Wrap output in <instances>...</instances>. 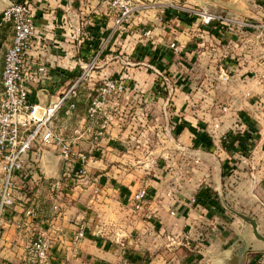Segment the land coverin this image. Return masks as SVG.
I'll return each mask as SVG.
<instances>
[{
    "label": "rangeland",
    "instance_id": "rangeland-1",
    "mask_svg": "<svg viewBox=\"0 0 264 264\" xmlns=\"http://www.w3.org/2000/svg\"><path fill=\"white\" fill-rule=\"evenodd\" d=\"M146 2L151 5L135 13L140 16L133 19L134 38L122 41L123 44L132 43L131 47L128 51L126 46L123 50L121 46L109 52L117 56L115 60L119 67L118 75L112 76L123 79L127 92L135 90L139 96L126 99V92L109 103L108 110L113 115L110 124L118 129L116 138L124 143L119 145L116 153L121 158H128V163L116 159L114 163L123 166L113 168L109 165L102 170L118 175L132 173L130 193L133 197L96 203L98 196L108 193L104 185L95 180L100 169L96 174L93 170L88 171L86 183L77 181L82 173H74L65 166L58 179L47 177L41 171L39 156L30 158L44 144L38 142L29 154L30 161L22 179L18 181L15 204L8 208L11 215L19 212L16 206L31 209L33 225H26L20 241L7 246L1 242L9 235L4 223L13 217L7 213L1 217V264H42L30 253L31 244L42 228H49L55 203L59 212L68 206L70 223L81 221L88 228L90 222L99 218L97 224L106 232L110 229L111 237L126 238L128 232L129 238L139 240L143 246L154 244L155 251L165 246L164 240L171 242L174 239L173 245L177 246L181 260L172 264H224L223 256H230L232 260L235 256L242 264H264V242L255 237L252 225L245 219L256 220L264 235V85L254 81L255 72L252 76L248 74L249 81L254 83L248 90L251 93L243 94L244 89L232 77V68L225 65L227 69L222 70L224 59H228L230 65L236 57L228 54L221 39L215 43L216 51L210 55L196 50H204L210 45L199 46L200 40L195 38L182 42L164 32L176 30V22L201 27L196 13L203 9L212 12L214 6L255 22H264V0ZM13 33L10 24L0 31V98L3 59L12 43ZM142 35L147 39L142 40ZM165 36L167 41L163 43L160 38ZM96 58L93 55L86 59L94 65L100 62ZM126 65L142 67L140 70L145 75L130 74ZM225 73L228 74L226 80ZM142 80L141 87L132 85H140ZM94 88L90 89L91 95L97 93V85ZM84 99L76 105L83 113L86 109L88 118L90 100H86L87 94ZM128 142H132L130 148ZM70 176H74L75 182H68ZM1 182L0 173V185ZM95 187H99L98 192L94 191ZM142 189L147 191V198L142 207L137 208L134 196ZM84 208L87 215L79 219L78 209ZM156 208L162 209L163 213L155 215L154 212L160 211ZM21 216L25 218L23 213ZM160 225H167L170 231H161ZM243 246L245 249L241 251ZM134 250L145 253L137 246Z\"/></svg>",
    "mask_w": 264,
    "mask_h": 264
},
{
    "label": "crops",
    "instance_id": "crops-1",
    "mask_svg": "<svg viewBox=\"0 0 264 264\" xmlns=\"http://www.w3.org/2000/svg\"><path fill=\"white\" fill-rule=\"evenodd\" d=\"M146 1L152 0H143L139 3V6L144 3L150 6L151 2ZM188 1L206 3L205 0ZM34 5L38 15L40 35L35 42L32 54L48 63L49 74L42 79L32 81L33 91L38 94L41 104L45 105L62 97L70 88L74 85L76 86V95H71L65 100L62 109L55 118V125L58 131L65 136L72 137L75 127L81 133L74 140V144H72L74 164L73 169H71L74 173H82L78 175L79 179L77 181L79 183L87 182L88 176H85V174L88 171L93 170L92 173L96 174L100 169L101 172L95 177V180L100 181L101 185H104V188L108 190V193L98 196L96 203L102 204L107 200L131 199L133 197L130 193L132 173L121 172L118 175L111 171L104 173L102 170V168L109 165L113 168L123 166L122 164L114 163L116 159L124 163L128 159L121 158L116 153L119 145H124L116 138L118 129L116 130V128L112 127L110 122L104 123L103 117L95 125H92L91 120H88L86 116V109L83 113L79 106L77 108V105L71 117L67 116L66 111L71 102L77 104L80 101H84L86 94V100L89 101L95 95V93L91 95L90 89H95L94 87L97 85V90L102 79L118 75L119 67L115 60L117 56L109 52L119 49L121 46H123L122 50L126 46L128 51L132 43L125 42L123 44L122 41H126L130 37L134 38L135 25L133 19L134 16H140L135 15V13L142 11L145 7L140 8L132 14L127 22L120 25L117 24L120 10L112 6L109 0H34ZM214 7L216 8L212 12L241 17L240 14H233V12L224 8ZM259 13L262 14V12ZM175 27L176 30L173 29L170 33L166 30L164 32H168L166 34L170 37L180 38L182 42L195 38V40H200V43L197 44L199 46L205 44L206 46H212V48L209 46L204 50L196 49L203 54L212 55L213 51H216L215 43L221 39L227 46L228 54H231L232 58L236 57L230 65L228 64V59H224L225 62L221 65L222 70L225 71L224 69H227L224 68L225 65L232 68L231 70L234 72L232 77L238 80L237 85L244 89V95L251 93L248 90L254 83L249 81L250 76L248 74L251 75V73L255 72L254 81L258 82V85H264V77H262L264 75V60L261 58L263 48L255 36L256 32L239 28L234 30L227 28L224 31L212 28V30L207 32L201 27L197 28L195 24L188 27L184 24H179V22H176ZM164 32L162 31V33ZM144 39H147V36L142 35V40ZM160 41L165 43L164 41H167L166 36L165 38L161 37ZM92 43H95V45L99 44V46H92ZM243 44H246L247 50H244ZM93 55L97 56L96 59L98 60L99 58L100 62H95L94 65H91L86 58ZM105 55L107 56L106 60H103ZM125 67L130 74L145 75V72L140 70L142 67L135 68L129 65ZM146 70L148 71V69ZM143 82L142 80L140 85L133 83L132 85L141 87ZM256 83L255 87L257 86ZM87 87L89 90H85ZM124 96L126 99H134L139 95L135 94V90H133L127 92ZM104 125L105 127H103ZM99 132H102V134L98 135ZM131 143H127L128 148H130ZM82 154L86 156L85 160H82ZM93 154L94 157H92ZM37 156H39L38 159L42 160L41 171L47 177L58 179L63 172L64 166L67 167V163L60 155L56 144H42L30 155V158L36 159ZM29 161L28 156V163ZM67 180L69 183L75 182L74 176L68 177ZM78 187L81 188L80 185ZM78 205L80 204L78 203ZM95 207L98 208L97 206ZM67 208L68 206L59 212L57 211L59 209L58 205L55 203L53 206V209H55L54 215L51 218L52 220H50L49 228H42L41 230L46 232L51 242L49 260L42 262V264H172L180 259L177 246L173 245L176 243L174 239L171 242L164 240L165 246L155 251L154 248L156 246L154 244L143 246L139 240L129 238L128 232L126 238L111 237L110 229L106 232L100 224H97L100 221L99 218L95 219L96 222L88 224L86 237L79 243L73 244L74 234L82 222L79 221L77 224L70 223L71 214H69ZM16 209L20 210H18V213L15 212L14 215H11L9 209L6 211L7 215L13 217L4 223L5 227L8 228L9 235L4 237L1 242L7 246L20 241L26 225H33V211L31 215H28L27 210L18 206H16ZM78 210L79 219L81 217L85 218L87 215L85 208ZM22 213L25 216L24 219L21 216ZM154 213H156L155 215H161L163 210L160 209L159 213ZM169 218L172 219L170 216ZM16 227L19 228L18 231ZM160 227L161 231H170L167 225H160ZM105 233L109 234L105 235ZM136 246L145 253L140 254V252L134 250ZM141 247L147 248L142 249ZM2 261L0 260V264ZM212 262L214 261L212 260Z\"/></svg>",
    "mask_w": 264,
    "mask_h": 264
},
{
    "label": "built area",
    "instance_id": "built-area-1",
    "mask_svg": "<svg viewBox=\"0 0 264 264\" xmlns=\"http://www.w3.org/2000/svg\"><path fill=\"white\" fill-rule=\"evenodd\" d=\"M143 0H109L112 6L119 8L120 16L117 24L122 25L146 3L139 6ZM199 23L204 31L212 28L224 31L245 29L256 32L264 60V22H255L245 17L230 16L225 13H215L203 9L196 13ZM10 24L13 28V40L4 55L2 71V96L0 98V219L8 208L15 204L18 181L22 179L23 172L28 164V156L38 142L44 144L54 143L58 146L60 155L73 169L74 157L72 144L81 133L78 128L73 129V136L67 137L59 132L55 125V118L62 109L64 102L71 95H76V86L70 88L62 97L51 101L47 105L41 104L39 96L32 89V81L42 79L49 74L48 63L32 54L35 42L40 33L38 28V15L34 0H13L0 15V31L3 26ZM244 50L248 49L243 44ZM93 65V64H91ZM89 68V67H88ZM264 77V75L262 76ZM228 74H224V79ZM127 84L123 79L106 77L102 79L97 93L92 96L87 109L91 122H98L104 118V123H109L113 115L108 110L112 99L127 92ZM76 104L71 102L66 111L67 116L73 115ZM105 127V125L103 126ZM80 134V135H79ZM102 134L99 132L98 135ZM82 160L86 159L81 155ZM73 171V170H72ZM81 171V170H80ZM28 176H26L27 178ZM98 192L99 188L95 187ZM147 198L145 189L139 190L134 199L136 207L141 208L142 202ZM195 199H192L194 202ZM28 215L32 210L26 211ZM174 213V212H173ZM151 218L150 214H146ZM86 226H78L73 237V244L79 243L86 237ZM51 242L45 231H40L31 244L30 253L40 262L49 260Z\"/></svg>",
    "mask_w": 264,
    "mask_h": 264
},
{
    "label": "water",
    "instance_id": "water-1",
    "mask_svg": "<svg viewBox=\"0 0 264 264\" xmlns=\"http://www.w3.org/2000/svg\"><path fill=\"white\" fill-rule=\"evenodd\" d=\"M12 4V0H0V11H2L3 9H6L8 6H10ZM1 7H3L1 9ZM47 105V104H45ZM246 220H248L250 222V224L252 225L253 228V234L255 235V237L264 242V235L262 233H260L259 229H258V223L256 220L252 219V218H248L245 217ZM245 249V246H243L241 248V251H243ZM234 260H232V258L230 256H223V260L222 262L224 264H230L231 262L235 263V264H242V260H238L237 257L234 256L233 258ZM219 260V259H217ZM215 261V260H214ZM214 263V262H213Z\"/></svg>",
    "mask_w": 264,
    "mask_h": 264
}]
</instances>
